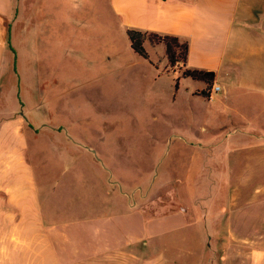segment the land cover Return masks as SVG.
Here are the masks:
<instances>
[{
  "label": "rangeland",
  "instance_id": "374dc122",
  "mask_svg": "<svg viewBox=\"0 0 264 264\" xmlns=\"http://www.w3.org/2000/svg\"><path fill=\"white\" fill-rule=\"evenodd\" d=\"M115 2L34 0L24 36L28 20L16 18V93L0 91V107L11 102L27 118L19 123L42 194L56 186L59 204L73 199L63 209L72 218L112 210L116 198L144 217L182 210L184 226L154 238L142 220L146 254L164 264L246 260L249 240L263 245V232L247 228L264 221V97L208 99L161 42L146 39L149 58L133 49Z\"/></svg>",
  "mask_w": 264,
  "mask_h": 264
},
{
  "label": "crops",
  "instance_id": "0c3cea01",
  "mask_svg": "<svg viewBox=\"0 0 264 264\" xmlns=\"http://www.w3.org/2000/svg\"><path fill=\"white\" fill-rule=\"evenodd\" d=\"M117 1L127 30L177 36L188 42L184 67L215 72L210 97L215 86L223 90L225 98L235 92L264 97V0ZM33 2L0 0V91L9 95L16 93L11 86V65L12 69L16 65L18 50L17 46L16 52L11 49L13 27L16 18L24 17L28 21L22 35L28 32ZM157 46L166 52L165 43ZM200 82L202 86L196 89L202 91L207 83ZM3 105L7 107H0V264H164L161 255L152 259L146 254L141 243L143 221L150 219L151 236L167 234L179 228L172 224L181 221L182 210L144 217L141 209L116 198L112 210L64 216L63 209L72 205L73 199L59 204L63 199L56 186H49L45 196L42 194L27 157V132L19 123L27 118L16 119V108L11 114V102ZM7 112L10 114L5 115ZM101 193L105 200L112 199L110 188L103 187ZM180 225L184 226L182 221ZM236 229L237 225L230 231ZM247 231L263 232V245L249 240L246 260L232 264H264V221L258 226L248 224ZM149 241L154 242L152 238ZM200 261L229 264L223 258Z\"/></svg>",
  "mask_w": 264,
  "mask_h": 264
},
{
  "label": "trees",
  "instance_id": "16d2710c",
  "mask_svg": "<svg viewBox=\"0 0 264 264\" xmlns=\"http://www.w3.org/2000/svg\"><path fill=\"white\" fill-rule=\"evenodd\" d=\"M128 34L131 39V45L135 51L145 58H149V53L144 46L147 38L151 41L163 42L166 45V52L169 62L175 64L181 60L184 65L187 61L189 45L187 41H181L177 36L159 35L153 32H144L137 29H128ZM183 75L192 77L197 80H203L207 83V88L200 93L206 97H210L211 88L215 80V72L203 69L185 68Z\"/></svg>",
  "mask_w": 264,
  "mask_h": 264
},
{
  "label": "built area",
  "instance_id": "2783aa9c",
  "mask_svg": "<svg viewBox=\"0 0 264 264\" xmlns=\"http://www.w3.org/2000/svg\"><path fill=\"white\" fill-rule=\"evenodd\" d=\"M220 90V87L219 86H215L214 88H213V91H215V92H217V91H219Z\"/></svg>",
  "mask_w": 264,
  "mask_h": 264
}]
</instances>
